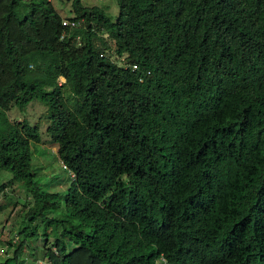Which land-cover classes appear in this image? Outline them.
<instances>
[{
  "label": "trees",
  "instance_id": "1",
  "mask_svg": "<svg viewBox=\"0 0 264 264\" xmlns=\"http://www.w3.org/2000/svg\"><path fill=\"white\" fill-rule=\"evenodd\" d=\"M119 6L74 0L66 27L51 0H0V170L46 225L44 259L264 264V0ZM33 101L74 175L64 201L32 169L39 127L9 117ZM17 234L1 264L39 231Z\"/></svg>",
  "mask_w": 264,
  "mask_h": 264
},
{
  "label": "rangeland",
  "instance_id": "2",
  "mask_svg": "<svg viewBox=\"0 0 264 264\" xmlns=\"http://www.w3.org/2000/svg\"><path fill=\"white\" fill-rule=\"evenodd\" d=\"M51 1L65 20L69 21L70 18H74V0ZM81 2L86 7L103 8L113 20H116L119 15V0H81ZM61 81L63 82L64 80L61 79ZM47 113V106L40 101H33L25 110L21 111L13 108L9 112V117L12 121L17 122L27 120L31 125L39 127L42 142L32 144V169L36 172V180L44 191L59 194L61 200L64 201V196L68 192L73 177L65 169L59 156H57V147H55L47 134L49 126ZM12 177L13 175L10 172L0 170V186L8 185ZM27 201V189L21 183L9 184L0 192V248L2 249V254L0 252V264L12 255V253L7 254L8 243L25 227H28L30 232L37 228L39 235L38 237L28 238V247L23 254L24 261L26 264H37L35 258H33V255H36L40 259L38 264L48 263V260L44 259L46 240L41 236L46 225L42 224L40 220L29 221L26 209H24Z\"/></svg>",
  "mask_w": 264,
  "mask_h": 264
},
{
  "label": "built area",
  "instance_id": "3",
  "mask_svg": "<svg viewBox=\"0 0 264 264\" xmlns=\"http://www.w3.org/2000/svg\"><path fill=\"white\" fill-rule=\"evenodd\" d=\"M63 25L66 26V27H69V26L70 27H78L79 26L78 23H74V22L67 21V20H64ZM77 40H80V38L78 37ZM133 68H134V70H136L137 69V66H134ZM72 176L74 177V175H72ZM15 240L17 241L18 238L16 237ZM0 252L2 254V249L1 248H0ZM44 264H49V262L48 263H44Z\"/></svg>",
  "mask_w": 264,
  "mask_h": 264
},
{
  "label": "clouds",
  "instance_id": "4",
  "mask_svg": "<svg viewBox=\"0 0 264 264\" xmlns=\"http://www.w3.org/2000/svg\"><path fill=\"white\" fill-rule=\"evenodd\" d=\"M73 175V174H72ZM73 177V176H72ZM74 178V177H73Z\"/></svg>",
  "mask_w": 264,
  "mask_h": 264
}]
</instances>
